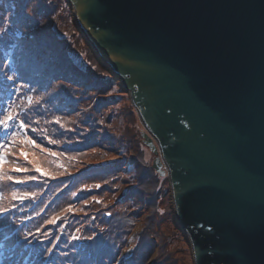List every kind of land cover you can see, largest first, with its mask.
<instances>
[{"label": "water", "instance_id": "1", "mask_svg": "<svg viewBox=\"0 0 264 264\" xmlns=\"http://www.w3.org/2000/svg\"><path fill=\"white\" fill-rule=\"evenodd\" d=\"M67 1L130 93L194 264H264V0Z\"/></svg>", "mask_w": 264, "mask_h": 264}, {"label": "trees", "instance_id": "2", "mask_svg": "<svg viewBox=\"0 0 264 264\" xmlns=\"http://www.w3.org/2000/svg\"><path fill=\"white\" fill-rule=\"evenodd\" d=\"M38 1L39 0H33L32 4H35ZM43 1L45 0H41V2ZM58 4H61L65 11L68 10V3L66 0H59ZM17 5V0H8L6 2L5 0H0V17L2 8L10 7L8 11H12ZM21 5L22 3L17 7L18 11L25 8V4L23 8H21ZM43 5V8H39L40 12L38 13V16H52L51 20L49 17L47 18L50 21L46 22L45 25L43 24V27L47 28L49 26L46 25H49V22H53V15H51L53 7L47 9L48 5ZM39 6L40 4H37V8ZM68 17L69 16L64 19V21H66V19L68 21L66 28L77 33L79 38H82L75 28L76 25L74 26L75 23L73 24L71 17H69L70 20ZM0 19V33H2L0 34V56L2 57V59L0 58V61L4 63L6 60L10 63L9 71L11 74L13 72H19V77L15 74L13 75L18 83L25 85L27 88L31 87L32 90L36 87L42 92L43 89L41 87L44 86L40 83H30L27 74H25L21 68L18 69L14 64V61L11 59L13 51L17 50L20 46L18 35L22 30L20 29L22 27L20 24L24 23V19L18 21V18L14 17L13 19L11 18V23H7L5 17ZM5 28H7L6 32L3 31ZM58 29L61 28L58 27ZM51 34V40L54 44L58 45L59 42L64 46L63 48L58 49V55L61 60H66V62L69 63L67 64L69 69L77 68L79 75L83 76L88 83H93L92 88L103 91L111 90L113 93L115 92L114 86L111 83L115 78L114 75L99 63L86 43L81 41L83 43L82 46L83 48H86L87 53L86 55L84 54L79 57L76 54L69 53L71 49L67 46V43L64 42L65 39L62 36H59L57 30L52 28ZM53 37L57 39V42L54 41ZM3 44H5V46L2 47ZM38 47L44 48V45L40 44ZM23 49H25V47ZM50 50L51 48L49 47L48 51L50 52ZM57 68L60 69L58 66ZM34 74H37V72ZM61 75L63 74H57V77H51V80H65ZM67 83H70L71 85L73 84L72 82ZM80 85L81 87L88 88L85 86L86 84ZM22 91L23 88H16V92L20 93ZM13 92L14 87L12 84L0 80V118H3V110L11 107L13 111L19 114L17 118L18 123L19 120H23L20 110L22 109L21 103L23 100L25 101L26 91L25 93L22 92L19 94L18 99L16 97L15 103L12 105ZM125 93L128 105H123L121 100L119 103H114V101L111 105L108 104L112 113L109 120L106 121L104 119L105 108L102 106L104 100L99 97L97 98V95L93 97L90 94L88 100L81 106L80 110L87 108L89 113H87L86 116L89 118L95 117V119L93 123L88 120V122L84 124V128L80 134H74L75 140H79V143L71 147L64 145L65 132H59L61 131V128L60 130L57 128L58 131L56 132L58 134L55 133V135L53 134V131L41 133V142L38 138H34L32 133H27L26 128L22 131L16 128L13 129V131H17V137L15 138L16 142L14 143L16 145L14 146V144H12L8 148V151H10L12 147L13 149L18 148L19 146L28 147L29 152L27 153H29V155L27 159H25V157H21L19 153L24 164L22 169H26V171H22V174L14 177L16 180L26 181V183H14L16 185L15 189H12V192L8 194L18 195L21 190L25 189L27 191L40 190V192H42V197H32L31 202L26 208H18L17 211L4 214L3 217H1L3 212H0V226L6 224L10 226L14 219L18 221L22 219V223L19 221L17 224H13L11 229H9L10 231L8 230V232L5 233L0 232V264H28L31 259H36L38 262L44 261L48 264H56L53 263V223L49 222L47 223L49 226L46 228L42 227L43 222L45 220L46 222L49 221L51 216H53V202H58L59 208L65 205L67 207L76 206L75 209L71 207L72 210L67 211L71 214L60 222V229L57 230L59 235H68L63 238L62 242H60L61 246L69 245V243L74 244V237L78 238L79 236L84 235L85 231L90 234L89 237H92L93 235L99 234V230L102 229L105 232L104 237L99 240L95 238L94 241L98 240L100 242L97 249L103 253L104 264H125L119 260L118 256L120 251L127 246L126 240L138 222L137 217L130 214V212H132V210L134 212L135 210H138L137 207L141 204L138 203L137 200H140L145 210L144 213H147V216L143 219L140 233L135 236L137 245H139L138 248H148L149 251L153 247L151 243L158 242L159 255L163 256L166 260H170L169 262L174 259L172 254L176 251V248L179 247L174 245L167 249L166 237L172 238L178 234V230L175 229L170 219L168 220L169 222L166 220V218L168 219L170 211H168L167 206L162 209V204L160 202L168 184V179L167 176L160 175L159 172L152 167L154 153H152V150L144 142L141 128H144V126L131 98L128 95L129 93ZM26 99L29 100L27 97ZM93 105L95 106V109L91 113L90 111H92L91 107H93ZM121 108L122 113H120ZM49 110L53 112V107L50 106ZM62 113L63 114L60 116H57V113L53 114V120L61 118L68 119L64 115V112ZM83 113L86 114V112ZM93 113L94 115H92ZM115 113L117 116H114ZM112 115L115 118L120 119V121L116 123L115 118H113L112 121ZM111 121L115 124H112ZM124 124L125 127L123 128ZM43 131L45 130L43 129ZM122 131L126 132L123 135L121 144L117 146V143L112 140L109 134L111 133L115 140L117 139V133ZM71 132L72 131L70 130V132L67 133L70 134ZM5 135V130L0 128V141L3 140ZM26 136L34 139L39 147L25 143L20 145ZM9 139L11 140L12 138L9 137ZM57 140L62 141L59 144V148H57L54 143L50 142H58ZM13 149L10 153H15V155H12L16 157L17 151ZM51 153H55L56 155H51ZM35 158H38V162L35 161ZM12 159L14 158L7 155V162ZM48 163L53 167H51L52 170L48 171L47 175L43 169L48 167ZM120 163L124 165V167L119 168L118 166ZM3 167L4 171L5 169H14L10 168L9 165ZM36 167H39L41 171L36 172ZM4 181L6 180H0L1 184ZM124 183L127 184L123 186ZM96 185H100V187L97 188L95 187ZM120 189H123L124 191L126 202H122L115 196ZM10 190L11 189H7V187L2 188L0 189V194H5L4 196H6V193ZM73 193H79L77 200L73 199L75 197ZM85 195L86 198H84ZM54 198H56V200L53 201ZM5 201L3 199V203H5ZM13 205L15 204H12L9 207L11 210L15 209ZM37 205V210L30 213V209L36 208ZM0 208L2 207L0 206ZM24 209L27 210V214H22ZM76 209H78V214H74L76 213ZM164 209H166L168 213L163 212L159 214V211H163ZM154 219H156V221L159 219V221L156 223ZM52 220L53 218H51V221ZM165 220L167 221L166 226L160 231L162 227L161 224L164 223ZM40 227H42L41 230L34 234L35 239H32V243L30 242L29 247L23 249L19 246V248L16 249L19 243H21L22 237L27 236L30 232L33 233ZM95 227H99L100 229L96 230ZM81 228H84L82 229L84 231L83 234H81ZM29 229L32 231H29ZM50 235L52 236L48 237ZM147 236L157 240L150 239L147 243ZM47 237L48 246L40 244V241ZM163 237L165 238L163 239ZM110 238L112 239L109 240V242L105 241ZM45 247L48 248V256L42 258L41 255L43 254ZM95 253L97 252L95 251ZM135 253H138L137 248L135 249ZM148 254V252H141L138 258L133 255L131 260L126 264L143 263L145 261H143V259H146ZM85 255L90 256L88 250ZM13 257L14 259H12Z\"/></svg>", "mask_w": 264, "mask_h": 264}, {"label": "rangeland", "instance_id": "3", "mask_svg": "<svg viewBox=\"0 0 264 264\" xmlns=\"http://www.w3.org/2000/svg\"><path fill=\"white\" fill-rule=\"evenodd\" d=\"M6 1L8 0H5V2ZM32 2L33 0H17V3H18L17 7L20 6V3H22L21 8L24 7V4H25V8L21 11H18L17 7L14 8L12 11H8L10 7L2 8V13H1L0 18L5 17L7 23H11L14 17L18 18V21H21L22 19H24V23L20 24V26H22L20 29L22 30L18 35V38L20 40V46L17 50L13 51V53L11 54V59L12 61H14V64L17 66L18 69L21 68V70L25 74H27V77L29 78L30 83H34V84L40 83L42 86H44V87H41L43 91L40 92V90L36 88L35 86H34L35 87L34 90H32L31 87L27 88L25 85L18 83L16 78L13 79L12 81L7 79V77L13 76L14 74L18 76L19 72H13L11 74L9 71L10 63L7 62L6 60L4 61V63L0 61V65H1L0 71H2L0 72V80L4 82L5 81L8 82L12 84L14 87V92L12 95V98H13L12 105L15 103L16 97L18 99V95L21 94L22 92L25 93L26 91L25 101L21 99L23 100V102L21 103L22 109L20 110V112L22 114V118L25 124L28 125V127H26L27 133H32V136L34 138H38V140H40L41 142V138H42V135H40L41 133H46L47 131L48 132L53 131V134L55 135V133L58 134L56 132L58 131L57 128H59V130L61 128V131L59 132H62V131L65 132L64 133L65 134L64 145L71 147L79 143V140L77 141L75 140V135L80 134L82 132L84 128V124L87 123L88 120L91 123H93L95 119V117L89 118L88 116H86L87 113H89L87 108L80 110L81 106L84 105V103L88 100L90 94L93 97L97 95V98L99 97L104 100L102 106L105 108L104 109L105 110L104 119L106 121V120H109V117L112 113L108 104L111 105L112 102L114 101H115L114 103L116 102L119 103L122 101L123 105L124 104L128 105L127 96L125 92L127 93L129 92L128 90L125 89V86L120 76L116 75L115 73H112V70L110 68L108 69L109 72H111V74H113L115 77L114 80L111 82L112 85L114 86V91H115L114 93L111 90L103 91V90H99L96 88L95 89L92 88L93 83H90V82L88 83V81L83 76L79 75L77 68L69 69V66L67 65L69 63L66 62V60L60 59L58 55L59 54L58 49L63 48L64 46L59 42H58V45L52 42L51 40V35H52L51 29L52 28L57 30L59 32V36H62L65 39L64 42L67 43V46L71 49L69 51L70 54H76L79 57L83 56L84 54L86 55L87 50L85 47L83 48L82 46L83 43L81 42L83 41L90 47L96 59L100 61L102 64L104 63L103 60L100 58L98 52L94 50V48L89 44V41L87 40L86 36L82 33L79 26L77 25L72 4H67L68 10L65 11L64 7L61 4L60 5L58 4L59 0H53V1L45 0L43 2L39 0L35 4H32ZM37 4H40L38 8H37ZM43 4L48 5L47 9L53 7L52 12H51V15H53V22L51 23L49 22V25H46V26H49L47 28H44L43 24L45 25L46 22L50 21L52 16H48V15H46L45 17L42 15L38 16V13L40 12L39 8H43L44 7ZM67 16L71 17L73 24L75 23L74 26L76 25L75 28L80 33L82 38H79L77 33H74L73 31H70V29L66 28V24L68 25V21L67 19L66 21H64V19ZM48 17L50 18V20L47 19ZM58 27H60L61 29H58ZM53 39L54 41L57 42L56 38L53 37ZM40 44L44 45V48L38 47V45ZM3 46H5V44H3L2 47ZM24 47L25 49H23ZM49 47L51 48L50 52L48 51ZM0 58L2 59L1 56ZM57 66L60 67V69L57 68ZM35 72H37V74H34ZM57 74H63L61 76L64 77L65 80L63 79L61 81L59 80L52 81L51 77H55V76L57 77ZM67 82H72L73 84L71 85L70 83H67ZM87 83H88V86H87ZM80 84H86L85 86L88 88H84L83 86L81 87ZM18 87L23 88V91L20 93L16 92V88ZM98 91H101V92H98ZM26 97L29 98V100H27ZM50 106L53 107V112L49 110ZM94 107H95L94 105L93 107H91L92 109V111H90L91 113L95 109ZM62 112H64V115L68 119L61 118V119L53 120V114L57 113V116H60L61 114H63ZM83 112H86V114ZM120 113H122V108L120 109ZM92 115H94V113ZM114 116H117V114L115 113ZM114 116L112 115V121H113V118H115ZM57 121L59 122L57 123ZM112 121L111 123L115 124ZM115 121L117 123L120 121V119L115 118ZM124 127H125V124L123 125V128ZM141 128H142V131H144V128L143 127ZM32 129H36V131H32ZM43 129L45 131H43ZM70 130L72 131L71 133L73 134L67 133V132H70ZM126 131L117 133V139L115 140H114L113 135L111 133L109 134L112 140L117 143V146L121 144V140ZM71 140H74V141H71ZM58 142L54 143L57 148L60 147L59 144L62 141H58ZM22 144L24 143H21L20 145ZM15 145L16 144H14V146ZM18 148H19V152H18ZM18 148L13 149L12 147L10 149L11 152H12V149L17 151L16 157L12 155V154L15 155V153L11 154L10 151L6 149L7 155L14 159L5 163L4 166L9 165L10 168H20V169L23 168L24 164L20 156L23 158L24 156L21 155V152L26 153L28 157L29 153L27 152H29V148L22 147V146L21 147L19 146ZM19 153H20V156H19ZM152 153L154 152L152 151ZM35 161L38 162V158H35ZM51 167L53 166H51L50 163H48V167L44 168L43 171L47 173L48 175V171L52 170ZM118 167L122 168L124 167V165L120 163ZM4 172L7 175H11L13 177H16L22 174V171L16 172V171H12V169L11 170L5 169ZM126 184L127 183H124L123 186ZM5 187H7V189L10 188L11 190L6 193V196H4L5 194H0V206L2 208L8 209L7 212H3L1 217H3L4 214H9V213H12L13 211H17L18 208H26L28 204L31 202L32 197L34 196L42 197V192H40V190L27 191L25 189V190H21V192H19V194L16 195V196L23 197V199L15 200L13 198V195L8 194V193H11L12 189H15L16 185L13 182H10L7 180L4 181L2 184L0 182V189L5 188ZM25 194H34V195H25ZM115 196L119 198L122 202H126V199H125L126 197L124 196L123 189L118 190L117 195ZM78 197H79V193L76 194L73 199L77 200ZM84 198H86V195L84 196ZM3 199L4 201L6 200L5 203H3ZM54 200H56V198H54L53 201ZM137 201L138 203L141 204L139 205L140 207L138 206L137 207L138 210H135V212L132 210L130 214L135 215V217H137L138 222L136 223V227L133 228L129 237L126 240L127 246L124 247L120 251L119 256H118L119 260H121L122 263L126 264L131 260L133 255L134 257L138 258L141 252L143 253L148 252L149 254L147 258L145 257L146 259H143V261L144 260L145 261L143 263H138V264H194L189 236L186 233V231L183 229L182 225L179 223L177 216H176V212L174 208V201L172 197V190L170 187L169 180L165 188L164 195L162 196V199L160 202L162 204V209L163 207L167 206L168 211H170L169 213L170 215L168 214V219L166 218V220L168 221L170 219L175 229L178 230L177 231L178 234L173 236L172 238L166 237L167 249L174 245L179 247V248H176L175 252H173L172 255L174 259H172L171 262H169L170 260H166L163 256L159 255V251H158L159 246L157 245L158 242H152L151 245L153 247L149 251H148V248H145V249L141 247L138 248L139 245H137L135 236L140 233L142 229L143 219L147 216V213H144L145 210H144V207L141 201L140 200H137ZM12 204H15V209L13 210L9 208ZM71 207L74 209L76 208V206H71ZM37 208H38V205L36 206V208H31L30 213L37 210ZM68 209L69 207H67L66 205L59 208V203L53 202V216H51V218L55 219V223H53V233H54L53 235V263H56V264H104L103 256H102L103 253L101 251H98L97 248L99 247V244H100L98 240L104 237L105 232L99 227L98 228L95 227L96 230L100 229L99 234L89 237L90 234H88L87 231H85L84 235H81L78 238L74 239L75 241L74 244L69 243V245H66V246L60 245V242L63 241V238L68 235L62 234L60 236L57 230L60 229V222L71 214L67 212ZM168 211L164 209L163 211H159V214L163 212L168 213ZM75 212L76 213L74 214H78V209H76ZM22 214H27V210L24 209ZM79 214H83V213H79ZM57 217L58 219H56ZM46 218H49V217H46ZM51 218L47 222L45 220L42 224V227L46 228L47 226H49L47 223L51 222ZM166 220L164 221V223L161 224L162 227L160 231L163 229V227L166 226V222H167ZM19 221H21L20 223H22V219ZM19 221L14 219L12 221V225L9 226L6 224V225L0 226V232L2 233L8 232V230L11 229V226H13V224L14 225L17 224ZM154 221L157 223L159 219L158 221L154 219ZM42 227L36 229L33 233L30 232L27 236L22 237L21 238L22 241L21 243H19L16 249H18L19 246L22 247L23 249H26L27 247H29L30 242L32 243V239H35L34 234L38 233ZM82 229L84 228H81V234H83L84 232ZM29 231H32V230L29 229ZM51 236L52 235L48 237H51ZM48 237L46 239L41 240L40 244L48 246V242H47ZM95 238H97L98 240L94 241ZM164 238L165 237H163V239ZM111 239L112 238L106 239L105 241L109 242V240ZM150 239H153V238L147 236L146 242L148 243ZM153 240H157V239H153ZM136 248L138 249L137 254L135 253ZM87 250L89 251L90 256L85 255L87 253ZM95 251L97 253H95ZM93 253L95 254L92 255ZM41 256L42 258L48 256L47 247H45L43 254ZM12 259H14V257ZM28 264H48V263L44 261L38 262L36 261V259H33V260L31 259L29 260Z\"/></svg>", "mask_w": 264, "mask_h": 264}, {"label": "snow or ice", "instance_id": "4", "mask_svg": "<svg viewBox=\"0 0 264 264\" xmlns=\"http://www.w3.org/2000/svg\"><path fill=\"white\" fill-rule=\"evenodd\" d=\"M4 32L7 31V28H5L3 30ZM2 34V33H0ZM7 79L9 80H13L15 79V77L13 76H9L7 77ZM18 113L13 111V109L11 107H9L6 110H3V118H0V128L4 129L6 132V135L4 136L3 140L0 141V180H7V181H11L13 183L16 184H22V183H26V181H22V180H16L13 176L11 175H7L4 172V164L7 163V151L6 149H8L12 144H14L15 138L17 137V131H13L14 128L18 129V130H23L26 127H28V125L25 124L24 120H19V122L17 123V118H18ZM59 121H57L58 123ZM184 123V122H182ZM187 126V125H185ZM32 131H36V129H32ZM9 137H11L12 139L10 140ZM52 143H55V141H50ZM22 143L28 144V145H33L36 147H39V145L36 144V141L34 139H32L31 137H27L22 141ZM21 155H23L25 157V159H27V154L21 152ZM51 155H56L55 153H51ZM12 171H16V172H21V171H26V169H20V168H14L12 169ZM36 172H40L41 169L39 167H36L35 169ZM46 174V173H45ZM95 187H100V185H96ZM25 195H34V194H25ZM73 195H76L75 193H73ZM13 198L14 199H23V197L20 196H16L15 194H13ZM13 207H15V205H13ZM71 207H69L68 211H71ZM8 209L5 208H0V212H7ZM58 219V217L56 218ZM52 223H55V219H53L51 221ZM31 235V234H30ZM75 239V237H74Z\"/></svg>", "mask_w": 264, "mask_h": 264}]
</instances>
